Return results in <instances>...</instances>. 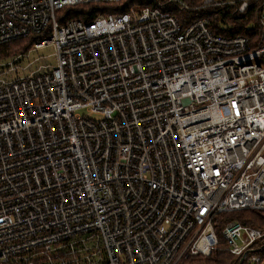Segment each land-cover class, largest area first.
Masks as SVG:
<instances>
[{
  "label": "built area",
  "instance_id": "2783aa9c",
  "mask_svg": "<svg viewBox=\"0 0 264 264\" xmlns=\"http://www.w3.org/2000/svg\"><path fill=\"white\" fill-rule=\"evenodd\" d=\"M170 1L182 20L129 5L61 22L125 3L0 0V45L38 36L0 60V264H180L217 245V214L264 212V0L255 48L205 15L250 0ZM46 46L56 65L21 74ZM221 236L264 264V230L229 220Z\"/></svg>",
  "mask_w": 264,
  "mask_h": 264
},
{
  "label": "trees",
  "instance_id": "16d2710c",
  "mask_svg": "<svg viewBox=\"0 0 264 264\" xmlns=\"http://www.w3.org/2000/svg\"><path fill=\"white\" fill-rule=\"evenodd\" d=\"M189 4H196L200 0H184ZM124 7L118 9L116 4L88 2L79 6L64 7L58 11V17L61 19L79 18L83 21H90L99 14H106L119 11H127V6L133 5L135 10L150 6H165L164 9L175 14L179 19L187 15V12L170 0H122ZM261 0H250L245 12L231 14H219L216 11H209L205 15L212 19L213 25L218 28V21L230 23V27L220 29L224 34H239L247 36L250 40V47L255 48L259 45L261 38V28L258 22V11ZM204 14V13H203ZM191 15V14H190ZM201 12H195L192 16H200ZM38 36L29 35L3 45H0V60L12 58L15 54L24 52L30 48ZM258 63L264 65V55L258 60ZM229 220H236L243 225L257 227L264 230V212L259 210L243 209L229 213H219L214 218V227L216 230L217 245L212 249L208 256L189 255L183 259L180 264H239V262L229 252L226 242L221 236V228ZM251 253L264 256V237L258 241L251 249Z\"/></svg>",
  "mask_w": 264,
  "mask_h": 264
},
{
  "label": "rangeland",
  "instance_id": "374dc122",
  "mask_svg": "<svg viewBox=\"0 0 264 264\" xmlns=\"http://www.w3.org/2000/svg\"><path fill=\"white\" fill-rule=\"evenodd\" d=\"M121 3H124V2H121ZM114 4H117V3H114ZM225 23L226 22H220V25L225 27L226 26ZM52 52H53V49L51 46H46V47L39 49L37 52H32L30 55L31 59H33L36 56H39V60H37L35 63H33V65L30 68H28L27 70L21 71V74H27L30 71L35 70V69H37V67L39 65H41V66L44 65V66H46L47 69H51L52 67H54L56 65V59H55V56L52 55ZM22 63H24V62H22ZM79 112L81 114H86L85 109H80ZM91 117L96 118L97 116L91 115Z\"/></svg>",
  "mask_w": 264,
  "mask_h": 264
},
{
  "label": "water",
  "instance_id": "95a60500",
  "mask_svg": "<svg viewBox=\"0 0 264 264\" xmlns=\"http://www.w3.org/2000/svg\"><path fill=\"white\" fill-rule=\"evenodd\" d=\"M243 258L240 259V262H242Z\"/></svg>",
  "mask_w": 264,
  "mask_h": 264
}]
</instances>
